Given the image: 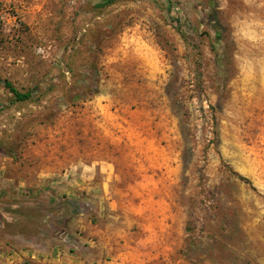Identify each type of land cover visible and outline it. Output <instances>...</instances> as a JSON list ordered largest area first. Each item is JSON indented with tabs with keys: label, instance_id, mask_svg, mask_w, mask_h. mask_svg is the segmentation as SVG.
I'll use <instances>...</instances> for the list:
<instances>
[{
	"label": "rangeland",
	"instance_id": "374dc122",
	"mask_svg": "<svg viewBox=\"0 0 264 264\" xmlns=\"http://www.w3.org/2000/svg\"><path fill=\"white\" fill-rule=\"evenodd\" d=\"M104 1L0 0V179L87 165L71 264H264V0Z\"/></svg>",
	"mask_w": 264,
	"mask_h": 264
},
{
	"label": "crops",
	"instance_id": "0c3cea01",
	"mask_svg": "<svg viewBox=\"0 0 264 264\" xmlns=\"http://www.w3.org/2000/svg\"><path fill=\"white\" fill-rule=\"evenodd\" d=\"M8 160L9 167L5 166L0 179L6 186L0 189L1 205H10L7 210L0 209V264L76 262L71 238H83L87 221L83 212L71 213L61 200L75 205L74 201L83 196L82 200L87 201V165L78 177L62 184L56 179L60 174L23 173L18 171L19 162L12 157ZM44 207L49 214L42 213Z\"/></svg>",
	"mask_w": 264,
	"mask_h": 264
},
{
	"label": "trees",
	"instance_id": "16d2710c",
	"mask_svg": "<svg viewBox=\"0 0 264 264\" xmlns=\"http://www.w3.org/2000/svg\"><path fill=\"white\" fill-rule=\"evenodd\" d=\"M113 0H105L103 3L104 4H109ZM4 86L13 94V98L15 101H27L35 96V89H29L27 91L20 90L17 88L10 80H5L4 81ZM244 178V177H242ZM246 179V178H244Z\"/></svg>",
	"mask_w": 264,
	"mask_h": 264
}]
</instances>
